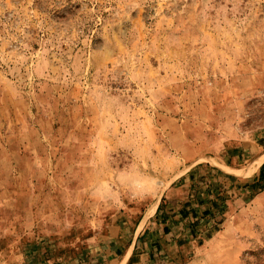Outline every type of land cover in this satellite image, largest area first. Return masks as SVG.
I'll use <instances>...</instances> for the list:
<instances>
[{"label":"rangeland","instance_id":"374dc122","mask_svg":"<svg viewBox=\"0 0 264 264\" xmlns=\"http://www.w3.org/2000/svg\"><path fill=\"white\" fill-rule=\"evenodd\" d=\"M263 162L264 0H0V264H264ZM202 184L205 230L133 247Z\"/></svg>","mask_w":264,"mask_h":264},{"label":"crops","instance_id":"0c3cea01","mask_svg":"<svg viewBox=\"0 0 264 264\" xmlns=\"http://www.w3.org/2000/svg\"><path fill=\"white\" fill-rule=\"evenodd\" d=\"M202 181L203 180H199L200 185ZM206 181L207 180H205V183H207ZM225 182L229 183L228 180H225ZM202 185L205 186L192 191L181 188L168 190V192L162 197L158 208L156 209L157 218L154 221L157 220L160 224L156 223L157 227L150 229L148 228V231H146L141 236L143 243L140 241L139 244L141 245H139L134 240L133 247H143L146 245V247H150L151 251H155L158 248H161V250L164 252L168 250L171 251L180 247V244L190 238L188 237L186 231L188 227H194L195 230L202 227V230H205L207 224L209 223L208 218L214 215V212L217 211L220 204L224 201L222 198H219L220 194H217L218 191H212L213 188L208 190L209 186L206 184ZM114 231H116L114 233L117 235V237L114 236L113 238H108L104 241V244H102L101 247L95 248L94 251L96 250V255H102L107 250H111V248H114L115 246L118 247V239L120 234H118L119 232H117V230ZM154 247H156L155 250H153ZM31 248L30 249L33 251L34 255L31 256L29 260H27L28 258L26 257L25 253H30V249L26 250L25 252L24 250L21 251V256H25L23 259L24 264H38L40 262V259L35 252L37 251V247L33 246ZM96 255L94 254L93 257ZM144 259L145 258L143 254L133 256L130 264H146L145 261H143ZM147 264L158 263L151 260L150 263Z\"/></svg>","mask_w":264,"mask_h":264},{"label":"trees","instance_id":"16d2710c","mask_svg":"<svg viewBox=\"0 0 264 264\" xmlns=\"http://www.w3.org/2000/svg\"><path fill=\"white\" fill-rule=\"evenodd\" d=\"M263 182H264V164L260 167L259 179L257 183H263Z\"/></svg>","mask_w":264,"mask_h":264},{"label":"bare ground","instance_id":"6f19581e","mask_svg":"<svg viewBox=\"0 0 264 264\" xmlns=\"http://www.w3.org/2000/svg\"><path fill=\"white\" fill-rule=\"evenodd\" d=\"M157 207H158V202H155L150 208L149 215H153L156 212Z\"/></svg>","mask_w":264,"mask_h":264}]
</instances>
